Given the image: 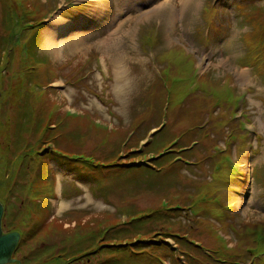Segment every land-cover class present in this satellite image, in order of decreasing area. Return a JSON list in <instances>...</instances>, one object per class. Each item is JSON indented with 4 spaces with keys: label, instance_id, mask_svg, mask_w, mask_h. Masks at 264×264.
<instances>
[{
    "label": "rangeland",
    "instance_id": "obj_1",
    "mask_svg": "<svg viewBox=\"0 0 264 264\" xmlns=\"http://www.w3.org/2000/svg\"><path fill=\"white\" fill-rule=\"evenodd\" d=\"M25 1L24 6L19 0H0V201L9 198L6 224L21 232L18 261L8 264H104L112 257L114 264H122L118 253L98 256L91 236L105 223L118 222L108 200L111 178L120 182L122 192L141 188L130 186L132 173L141 185L145 182L134 170L124 174L117 166L102 172L118 177L90 175L80 168L87 163L75 157L104 163L120 151L123 159L128 142L143 148L146 162L168 147L175 152L164 162L170 160L165 168L171 181L157 178V186L149 187L154 191L120 201V228L133 229L124 208L135 202L133 209L167 205L191 210L190 217L176 216L185 222L181 231L210 248L235 245L232 233L239 237L252 230L251 242L258 239L264 230V0H133L127 6L113 0L112 7L101 6L106 0H79L87 2L86 9L61 13L54 38L51 23L57 22V13L78 0H37L47 25L29 42L35 28L27 26L37 16L32 15L34 0ZM116 42L118 49L112 45ZM34 83L40 86L33 89ZM41 101L50 113L45 122L77 112L64 129L77 135L67 134L64 141L56 132L66 156L13 167L24 145L38 138L34 122L43 120ZM246 113L257 132L247 130ZM217 119L225 121L223 133L214 131ZM55 124L50 123V132ZM232 126L236 134L230 137ZM184 146L187 150L180 151ZM175 156L180 160L172 162ZM255 166L257 175L252 174ZM155 180L150 177L152 185ZM180 188L187 191L177 192ZM206 202L213 207L198 205ZM225 203L233 214L227 235L211 217ZM243 218L261 223L250 226ZM167 240L175 242L172 236ZM78 250H88L89 258L68 260L74 252L84 254ZM184 251L189 254L162 264H216L201 255L191 260L193 252Z\"/></svg>",
    "mask_w": 264,
    "mask_h": 264
},
{
    "label": "trees",
    "instance_id": "obj_2",
    "mask_svg": "<svg viewBox=\"0 0 264 264\" xmlns=\"http://www.w3.org/2000/svg\"><path fill=\"white\" fill-rule=\"evenodd\" d=\"M19 2L24 6L27 4L25 0H19ZM42 4H43L42 2L37 0H34L33 2L32 15L37 16V18H35L36 23H31L29 26H27L28 25L27 22L29 19L25 22V26H27L28 28H35L34 30H31L32 34L30 35L27 42H29L31 38L36 36L35 34L36 31H38L40 28L43 27V22H42L43 19H41L42 15L39 14L41 12V8H39V6H41ZM23 44H25V42ZM39 62L40 61H36L35 65H37V63ZM6 64L7 67H9V64L7 62ZM33 67L34 66H32L31 69H33ZM36 86H40V84L34 83L32 86L33 89ZM30 88H31V84H30ZM35 91H38V89H36ZM2 97H3L2 92L0 91V103ZM42 105L43 106L39 109V112L41 115L40 117L43 118V120L40 121L39 119H35L34 122V129L38 133V138L36 139L35 142L27 143L24 145L27 148L24 149L23 152L21 151L19 154H17L15 161L13 163V167H17L19 164L21 165L26 164L30 166L31 161H36V160L42 161V159H46L48 157H55L56 159L59 157L66 156L65 152L67 151L59 146L58 143L59 140L57 138L56 132L58 131L59 134L60 131V133L63 135L62 137L64 138V141L67 140L66 136L68 135L70 136L77 135V131L75 130L71 131L69 129L67 131L68 135L64 130L65 127L68 126V122H72L71 118H74L73 116L77 115V112L67 111L66 113L68 115H71L70 118L62 117L61 114H56L59 117L58 120H56V118L54 119L53 117L47 119L48 121L45 122L46 116L49 117L50 113L48 112L49 111L48 106H46L43 102ZM54 120L57 122V124H55L54 127L56 126L57 128H54L55 131L52 130L50 132L49 131L50 123ZM224 123H225L224 120L217 119L216 129H214V131L223 133ZM77 124H79V122H77ZM235 134H236L235 127L232 126L229 131V136L232 137ZM241 138L242 139L244 138V134L241 135ZM126 150H127L126 158L120 159V151L118 152L115 151L112 155V157L115 158H113L109 162L105 161L104 163L95 162L93 159L86 160L82 156L75 157L76 159H80L81 162L87 163L84 166H80V168H86L87 170H90V175H95V173L97 172L98 174L96 175L99 176L101 173H104L106 180L110 179V176L118 177L120 176V174H118L117 172L114 173L113 175L110 172H102V170L107 169L105 167L117 166L118 169L116 170L120 171V168L125 169L124 174L128 173L129 172L128 170H134V173L139 174V176L145 182L143 183L144 186L141 185L139 183L138 177L135 176L133 173L130 174L128 176V179L129 181H132L134 183L130 186L141 187L137 191H130V192H122L119 181H112L111 178V180L108 182V185L110 186V195L108 200L111 199L112 205L115 206L118 222H114L113 224L105 223L106 226L102 228H98L96 231L92 233L91 238H95V240L93 241L94 244L92 245L93 246L92 250L95 253L99 252L97 254L98 256H100L101 255L100 253L103 251H107V252L111 251L112 253H118L120 255V262L122 264H153L154 261L156 262V264H162V260L163 259L167 260L166 258L169 257L173 260L179 259L181 253L186 252L184 250L187 248L193 252L190 256L191 260H193L195 257L200 258L201 255L204 256L205 259L207 260H214V263L216 264H253V263L264 264V258L261 257L260 255L254 258L251 257L253 253L258 252L257 249L253 247L244 246V242H241V238L239 239L237 238V245H235L233 248H227L225 243H222V245L219 246L211 247V254L208 255L204 250L206 249L205 246L207 245L203 247V244H196L191 242V239L189 237H186L181 231L183 226L185 225V222H183L182 219L180 218L177 219L176 216L178 214H185V217H190L194 215V213L191 210L182 212L181 210L184 209L185 207L172 209L167 207V205H159V206H151L145 209H141L138 208L136 205L135 207L136 209L135 208L133 209V206L135 205L134 202L132 204H129L128 207L124 208L125 210L128 209V214L131 215L130 222L132 223L129 224L130 226L133 227V229L127 230V229H123L124 227L120 228V226L122 225L120 223V214H119L121 200L129 201L130 199H136L138 197H142L154 191L151 190L149 187L157 186L156 184L157 178L163 180L166 183L171 181L169 179V176L166 175L165 166L161 164V162L164 163L166 158L158 157L154 159L155 164L156 162L160 163V166H156L154 162L151 160H148L149 162H146L141 159L140 157L141 154L137 152V146H133L128 143ZM116 159L118 160L116 161ZM5 162L6 159L4 160V163ZM146 174L147 177L145 176ZM85 175H88V173ZM13 176H14V172H11L10 178L7 181H10V179ZM152 176H156L155 184L153 185L150 183V177ZM172 176H174V174H172ZM143 187H148V188H143ZM113 191H115L116 194ZM184 191H187V189L186 188L177 189V192L179 193ZM114 195L116 196L115 198L113 197ZM120 195L122 196V198H120ZM8 199L9 198L5 196V200L3 201L5 205L6 216L8 214L7 212ZM200 204L205 208L213 207L212 202H206ZM211 216L220 222L219 225L221 229L227 231V228L230 226V224L229 222L226 221L228 214L226 212L225 204H223L219 209H215L214 212L211 214ZM175 218L177 220H175ZM147 224L150 225L151 227L148 229L147 227H145L144 230H142L143 229L142 226ZM101 225H104V223H102ZM4 228H7L8 230L12 229V227L7 225L6 222H4ZM129 231H131V233ZM168 236L174 237L175 243L168 241L167 240ZM213 236L218 242H221L223 240L216 231H214ZM178 237L180 238V240H178ZM178 241H180L179 244ZM247 248H250L252 250H247ZM230 250H232V252ZM233 251H236L237 254H235ZM78 253L81 254L84 253V254L79 256L76 255L70 256L68 260L80 259L82 258V256H87V258H89L90 252L86 250H78ZM186 253L189 254L188 252ZM74 254L76 253L74 252ZM111 259L114 260L115 257H112ZM113 260H108L104 264H114ZM250 260L253 263H251ZM94 264H99V263L97 262Z\"/></svg>",
    "mask_w": 264,
    "mask_h": 264
},
{
    "label": "water",
    "instance_id": "obj_3",
    "mask_svg": "<svg viewBox=\"0 0 264 264\" xmlns=\"http://www.w3.org/2000/svg\"><path fill=\"white\" fill-rule=\"evenodd\" d=\"M4 206L0 202V264H8L15 261L13 252L20 240L18 231L3 232L2 218Z\"/></svg>",
    "mask_w": 264,
    "mask_h": 264
},
{
    "label": "snow or ice",
    "instance_id": "obj_4",
    "mask_svg": "<svg viewBox=\"0 0 264 264\" xmlns=\"http://www.w3.org/2000/svg\"><path fill=\"white\" fill-rule=\"evenodd\" d=\"M79 2V0H78ZM93 3H97V4H101V0H92ZM116 2H118L121 6H127L130 5L133 0H116ZM152 3H156L157 0H151ZM113 5V0H106L105 3L101 4L102 7H112ZM76 5H71L70 8H64L61 9L60 13H57L56 19L59 20L61 18V13H69L71 11L72 8H75ZM128 10H131L130 8H128ZM126 14V13H125Z\"/></svg>",
    "mask_w": 264,
    "mask_h": 264
},
{
    "label": "bare ground",
    "instance_id": "obj_5",
    "mask_svg": "<svg viewBox=\"0 0 264 264\" xmlns=\"http://www.w3.org/2000/svg\"><path fill=\"white\" fill-rule=\"evenodd\" d=\"M61 21V19L60 20H57V22H53V23H51V28H52V37L54 38V33H55V31H56V27L58 26V24L57 23H59ZM123 23V22H122ZM121 23V24H122ZM119 24V23H118ZM120 24V25H121ZM118 31H116V33H117ZM115 40V41H117V38L116 37H112V40ZM53 40V39H52ZM61 43H59V45H60ZM113 45V47H114V49H118V45H117V42L115 43V44H112ZM56 46H58V45H56ZM107 47V46H106ZM119 66H120V61H119ZM198 205H201V204H198ZM253 264H256V263H253Z\"/></svg>",
    "mask_w": 264,
    "mask_h": 264
}]
</instances>
